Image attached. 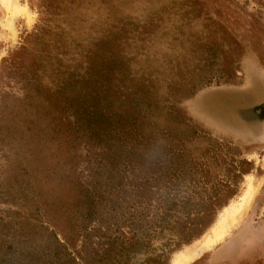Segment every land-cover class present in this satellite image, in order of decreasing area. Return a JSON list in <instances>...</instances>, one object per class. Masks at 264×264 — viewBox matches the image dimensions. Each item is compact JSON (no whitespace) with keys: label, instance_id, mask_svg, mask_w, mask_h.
Segmentation results:
<instances>
[{"label":"rangeland","instance_id":"obj_1","mask_svg":"<svg viewBox=\"0 0 264 264\" xmlns=\"http://www.w3.org/2000/svg\"><path fill=\"white\" fill-rule=\"evenodd\" d=\"M13 3L0 0V218L38 209L67 244L54 264L154 263L180 223L155 235L120 206L90 211L82 189L103 145L129 181L143 171L153 206L175 198L171 213L182 220L214 211L211 227L168 264L212 236L251 185L229 231L188 264H264V0ZM91 120L102 142L85 130ZM117 199L128 217L158 212ZM221 199L228 204L209 209ZM143 230L142 250L106 258L110 235Z\"/></svg>","mask_w":264,"mask_h":264},{"label":"trees","instance_id":"obj_2","mask_svg":"<svg viewBox=\"0 0 264 264\" xmlns=\"http://www.w3.org/2000/svg\"><path fill=\"white\" fill-rule=\"evenodd\" d=\"M88 115L91 119H95V114H93L89 107L86 108ZM85 122V118L82 119ZM86 126L87 133L89 137L97 139L98 142H102L100 138H104L105 133L103 131L102 125H100L99 120H94L88 122ZM97 125V127H96ZM83 127V126H82ZM84 130V131H85ZM84 135L86 133L82 132ZM113 140V139H112ZM99 153H96L94 165L90 169L88 174V179H86V184H84L83 192L87 199H90L89 204H91L90 211H101L106 212L107 210L115 211L118 206L123 209L122 216H125L126 220H132L133 223L140 227H145L147 221L150 222L151 227H153V233L155 235L164 232L166 229L177 228V224L180 225V230L173 237L167 247L169 251L163 249L162 253L157 256L152 264H168V254L171 253L175 248L183 243H190L193 239L199 238L205 233V231L211 227L215 220V214H198L194 217L187 216L186 220L182 216L174 215L171 213L172 210L177 208L178 201L175 198H163L156 202V206H153L152 201L149 200L148 196L151 193L153 186L150 184L148 178L140 177L142 174L141 170L134 172L136 176L138 175L137 181H129L124 170L116 172L115 169L116 160L119 159V154L117 151L109 152L103 145L100 147ZM110 161H115L113 165H110ZM115 171V173L113 172ZM114 173V174H112ZM123 173V175H122ZM14 193H19V199H27L28 191L26 189H21L20 185L11 186ZM109 198L108 200H105ZM123 197L122 201L130 203L128 198H132L131 203L135 205H141L145 201V207L147 210L150 208H155L158 210L154 213L152 217L147 213L145 209L134 210L130 217L126 216L128 211L127 207L130 206L120 204L117 198ZM145 199V200H143ZM103 201H109L110 205L107 207V203ZM99 203V207L97 205ZM102 204V205H101ZM227 199H221L218 201H213L210 204L209 209H214L218 207H223L227 205ZM162 209L163 211L159 210ZM18 213V212H16ZM11 216L10 219L0 218V264H54L55 261H60L61 258L65 256L63 249L67 247V244L61 241L57 233L50 230L38 216V209L35 213H30L28 215ZM137 216V217H135ZM132 217V218H131ZM113 218V217H112ZM150 219V220H149ZM118 218H116L117 222ZM112 222V225L115 224ZM119 222V221H118ZM146 222V223H145ZM120 223V222H119ZM118 225V224H117ZM179 228V227H178ZM41 229H43L42 232ZM152 231V230H151ZM37 236L40 238L38 240ZM113 238V239H112ZM117 239H120L118 242ZM147 234L144 230L137 234V237L126 238L121 235L108 237L106 244L114 247L113 251L110 249L105 252L106 258L109 260L113 255L117 257H128L132 251L137 252V250L143 249V244L146 243ZM66 249V248H65ZM125 258V257H123ZM127 259V258H126Z\"/></svg>","mask_w":264,"mask_h":264},{"label":"bare ground","instance_id":"obj_3","mask_svg":"<svg viewBox=\"0 0 264 264\" xmlns=\"http://www.w3.org/2000/svg\"><path fill=\"white\" fill-rule=\"evenodd\" d=\"M9 4L12 7L15 6V3H13V0H9ZM249 187L250 189H248V193H246L243 196V201L239 205L235 206L231 210H228L224 214V216L220 220L221 221L220 225L217 226V228L214 231V234L212 236L208 235L207 237H205V239L201 243H197L193 245L192 247H188L186 250L180 252L179 254H176L175 258L173 259L172 264H188L200 252L207 249L214 242L220 240L229 231L228 227L232 226V223L236 220V217L243 212V207L248 202V198L250 196L249 192L251 191L252 185Z\"/></svg>","mask_w":264,"mask_h":264}]
</instances>
